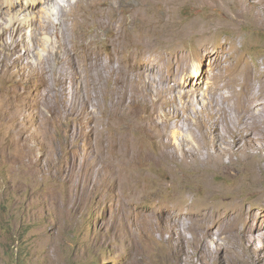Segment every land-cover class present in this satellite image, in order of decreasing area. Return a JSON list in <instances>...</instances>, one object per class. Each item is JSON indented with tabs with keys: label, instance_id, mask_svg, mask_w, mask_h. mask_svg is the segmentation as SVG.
Segmentation results:
<instances>
[{
	"label": "rangeland",
	"instance_id": "1",
	"mask_svg": "<svg viewBox=\"0 0 264 264\" xmlns=\"http://www.w3.org/2000/svg\"><path fill=\"white\" fill-rule=\"evenodd\" d=\"M77 1L81 10L83 1L95 3L72 0ZM189 1L175 10L174 0H163L162 5L156 0H117V25L122 33L133 32L130 39L136 43L127 47L123 37L116 38L113 58L109 28L95 36L96 27L80 26L84 19L74 25L73 12L61 18L54 15V8L49 33L44 34L39 33L37 22H30L33 12L3 16L6 21L0 33L11 27L18 35L11 42L6 33L7 52L0 45V264H202L196 245L187 243L191 238L193 243L206 244L208 264H264L263 128H254L252 133L260 147L247 150L253 167L238 177L235 168L207 179L162 163L167 141L178 144L187 133L189 139L191 130L200 134L185 117L175 122L171 111L177 105L195 96L188 110L195 123L205 108L200 94L207 84L226 83L237 94L242 90L237 82L245 72L264 75V19H248L243 25L235 24L237 28L214 24V17H206L209 12L202 7L203 0ZM255 1L236 3L233 10L249 14L255 5H264V0ZM25 18L28 25L20 27ZM196 18L207 26L202 29L200 46L206 45L209 56L178 38ZM166 21L170 27L177 25L169 44L163 42ZM60 23L67 30L57 37ZM14 49L19 53L12 55ZM26 50L29 64L15 59ZM72 50L81 51L87 63L100 69L97 86L78 85L71 65L59 62L60 53ZM66 71L74 80L67 86L57 82ZM250 82L255 92L262 84L264 101V79ZM174 84L179 85L178 91L172 89ZM195 88L202 89L199 95L198 89L189 97L184 95ZM229 93L226 87L218 96ZM168 99L174 104H164ZM235 100L231 97V104ZM81 102L85 107L75 106ZM174 123L186 127L181 136ZM193 139L196 146L195 135ZM206 156L203 150L201 158ZM175 185H183L185 191H175ZM208 200L234 201L238 207L228 212L223 205L214 212ZM240 210L250 219L243 220ZM204 212L210 213L206 233L185 231L169 220L176 217L185 222ZM214 219L233 226L231 233L228 230L220 236Z\"/></svg>",
	"mask_w": 264,
	"mask_h": 264
},
{
	"label": "bare ground",
	"instance_id": "2",
	"mask_svg": "<svg viewBox=\"0 0 264 264\" xmlns=\"http://www.w3.org/2000/svg\"><path fill=\"white\" fill-rule=\"evenodd\" d=\"M92 1H95V3L94 4L93 3H84V1H83V4H81L83 10H81V8L79 7V1H77L76 3H73L72 0H0V10H2V7L4 6V4L6 5V7L3 8V11H1V13H0V28L2 26H4L3 23H4V21H6L3 18V16L12 15V14L15 15L16 13H22V12L28 11L29 13H31V12L34 13V18L30 19V22L31 23L37 22V25L39 28V33L40 34H44L45 32L49 33L48 30H49L50 26L52 25L51 24V22H52V20H51L52 16L51 15L54 13V8H55L56 13L54 15H56L58 17L61 16V18L63 16H66L67 13H69V15H70V13L73 12L74 13V20H72V22L74 23V25H75V23H78L79 21L84 19V22L80 23V26H82L85 29L88 28V25L92 26L93 29H94V27H96L94 30L95 36L99 37L98 33L103 28L108 27L109 33L111 34V37H109V42H108L110 47H111V53H110L111 57H112L113 52L115 51V39L116 38L123 37L124 43L127 45V47L133 46L136 43L135 40L130 39L131 34H133V32L131 33L128 29L124 33H122L120 31L118 25H117V18L115 17V12H116L115 4H116L117 0H92ZM174 1L175 2H173V5L176 6L175 10L187 2L190 3L189 0H174ZM243 1H245V0H225L224 2L221 0H203L202 7L206 8L209 12L208 16H206V17H210V18L214 17V24H218V23L226 24L227 23V24L237 28V25H235V24L241 23L243 25L245 23V21L248 19L249 20L254 19V18H257L258 20L264 19V5H260L259 3H258L259 5L254 6L253 10H252V8H250V12H251V10H252V12L249 14H248V12L244 13L245 11L243 12L242 9H239V8L237 10H233L234 4H236V3L239 4ZM256 1H259V0H256ZM156 2L160 3L162 5L163 0L160 2H159V0L158 1L156 0ZM156 2H154V4H157ZM46 5L49 6V8H50V6H53V7H51V9H49V8L45 9L44 7ZM102 6L104 8H102ZM242 6L244 7V5H242ZM38 7H40V9H37ZM140 7H138V9H140ZM156 7H158V5ZM66 10H68V12ZM166 11L169 12L170 9L166 8ZM144 12H142V13H144ZM152 12H156V11H152ZM128 13H130V12H128ZM142 13H140V14H142ZM154 14H156V13H154ZM146 16H148V14ZM30 17H32L31 14H30ZM197 18H199V17L197 16ZM197 18L192 20L190 23L187 22L188 24L186 25L187 27L185 28L184 35L181 37V34H179L178 38L181 39V41L184 43H187V42L193 43L194 46L198 47L199 53L203 54V53L207 52V50L205 49L206 45L200 46V43H201L200 37H202L204 35V32L202 29L207 28V26L204 23V21L201 22ZM200 18H201V15H200ZM9 19H7V20H9ZM124 20H126V18H124ZM211 22L212 21H210V19H209L210 24H212ZM8 23H9V21H8ZM28 23H29V20L25 18V19H22V21H20L19 26L24 27L25 25H28ZM132 24H133V22H132ZM135 24H137V23H135ZM76 25H78V24H76ZM125 25H124V27H125ZM6 26H8V25H6ZM163 26L167 30V36L169 35L168 37L166 36V38L164 39L163 42H165L166 44H169L171 41V35L173 32L172 28L174 29V27H175V29H176L177 25L170 27L169 22L166 21V24H163ZM59 27H61L62 31L57 29V31L55 32V35L57 37L59 35H65V32L67 30L66 24L62 25L60 23ZM168 27H170V29ZM259 27H260V25H259ZM54 28H56V27H54ZM145 29H146V25L143 28V31ZM105 30H106V28H105ZM17 32L15 31V29H13L11 27L4 28L3 30H1L0 45L2 43L4 44V45H2L3 48L5 49L4 51L7 52L8 51L7 48H10L9 45H6V43H4V38L6 36V33L10 34L9 37L11 38V42H13L16 38V35H18ZM51 32H52V30H51ZM92 32H93V30H92ZM178 32H180V31H178ZM17 40H19V38ZM100 42H102V41H100ZM141 44H143V43H141ZM180 44H183V43H180ZM172 45H174V44H172ZM18 48H20V47L18 46ZM100 52H101V50H100ZM109 52H110V49H109ZM16 53H19V52H17V49H14V51L12 52V55H14ZM176 53L179 54V56H178L179 58H181V59L183 58V55L180 52H176ZM206 54H207L206 56H209L210 52L208 51ZM95 55H97V54L95 53ZM82 56L83 55L81 54V51L77 52L75 50H72L71 53L65 52L64 55H62L61 53L59 54V57H58L59 62L60 63L65 62L66 64L68 62L71 65L72 73L75 77L74 80H76V81H74L73 79L66 76L67 75V71H66L65 74L63 75V78L61 77V78L57 79V82L59 84L66 85V84H69V82L74 81L78 85L85 84V85L90 86V87L97 86V83H98L97 77L99 75V74H97V71H99L100 69L95 70L94 69L95 67H93L91 64L87 63L86 58L83 59ZM15 59L20 60V63L23 62V64H29V63H31L30 62V52L26 50V52L24 54H18L15 57ZM109 59H111V58H109ZM109 59H108V61H109L108 63H109V65H112V64H110ZM174 59H176V58H174ZM8 61H10V60H8ZM175 61H174V63H175ZM93 62H94V60H93ZM171 64H173V63H171ZM94 65H95V63H94ZM0 66H1V64H0ZM31 67H32V65H31ZM60 67H61V65H60ZM134 67H136V66H134ZM2 70H3V68L0 67V73L2 72ZM61 70H62V68H61ZM130 70H128V73ZM194 74H195V76H199V78L201 77L197 70ZM113 75H115V74H113ZM142 76H144V75H142ZM171 78L173 79V77H171ZM252 79L258 80L260 83H262V81L264 79V75L258 74L257 72H250V71L245 72L243 80L240 82H237V84H239L242 87V90L237 94H236L235 90L231 86L227 85L226 83L221 84V85H217L213 81L211 83L207 84L206 89L203 90V92H201L202 94L199 93V91L202 89L197 88L198 89L197 94L198 95L200 94V97L202 95L204 98V102L202 100L201 101L203 102V107H205V108L202 109L200 116L195 117V123L192 121V117L190 115L191 113L189 112L190 111L189 109L192 108V107H190L189 102H190V100L195 102L193 100L195 98V96L189 97L188 94L193 95L197 89L195 88V89H189V90L185 91L184 95L188 96L190 98V100L185 99L186 101L184 100L182 102V105H177L178 109L176 111H173V112L171 111L172 116L176 120L175 121L176 123H178V120L180 118L182 119V117H183V119H184V117H185L188 120V122H190L192 125H194L200 131V134H197L198 132H196V134H195L194 131L191 130V134L189 132V134H190L189 139H188L189 136L187 137V135H188V133H187V135H185V137L187 139L184 137H182V138L179 137V138H181V140L179 141L178 144L167 141L163 145V148H162L163 152L166 155L165 158L162 160V163L163 164H173L175 167L180 168L179 171L194 172L195 174L202 176V177H205L207 179H210V178L217 176L221 173L226 174V172L229 171L228 170L229 168H232V170L235 168L236 169V170H234L235 175H237V177H238V176L246 173L248 167H253L252 162L250 160L251 156L248 154L247 150L248 149H258L260 147L259 143H257L258 140H256V142L253 140L254 138H252V137L254 136V134H252V133L255 132L254 128L259 129V130L261 128H263V130H264V116L262 118V115L264 114V101L261 100V98H260L261 90H262V84H260L258 91L255 92V88L252 85V83L250 82ZM57 82L54 81V83L56 85L58 84ZM174 85L175 86H173L172 89L175 91H178L177 88L179 87V85L178 84H174ZM226 87L230 88V93L228 95L224 94L222 96H218V94L221 93L222 90H224ZM175 94L177 95V93H175ZM146 95H148V94H146ZM231 97L236 98L234 104H231V102H230ZM173 101L174 100L168 99V100H166V102L164 104H168V105L174 104V103H172ZM258 101H260L259 104L257 103ZM85 105H86L85 102H83V103L81 102L79 105L75 104V106H80V107H85ZM254 106H257V108L254 109ZM229 114H231L230 119L231 118L233 119L231 121H229L227 118V115H229ZM193 117H194V115H193ZM139 119H141V118H139ZM145 122L146 121H144V123ZM164 123H167V122H164ZM155 125H154V127H155ZM170 125H171V123H170ZM181 125H183V124L181 123ZM175 126L177 127L175 129L176 134H179V136H181L182 135L181 134L182 129H185L186 127L181 128L180 125H178V124H175ZM175 126H173V127H175ZM188 126H189V124H188ZM191 128H192V126H191ZM186 131H188V130H186ZM194 135H195V139H196V143H197L196 146H195V140L193 139ZM255 138H256V136H255ZM199 149H201L202 152H203V150L206 151L207 156L205 159L201 158L202 152H199ZM233 156H236L237 159L236 160H229V162L225 161L226 158L230 159V158H233ZM226 170H228V171H226ZM181 182H184V181H181ZM185 183H186V181H185ZM174 190L175 191H178V190L185 191V187L183 185H181V186L175 185ZM207 202L212 203L211 208L213 209L214 212L216 210L222 208L223 205L228 206V208H227L228 212L237 210V207H238L234 201L230 202V203H224L223 201H219V200H213V201L208 200ZM229 207H231V209ZM240 214H241V218L243 217L242 218L243 220L244 219L245 220L250 219V217L247 218V215H249V214H247V212H245L244 210L243 211L240 210ZM209 217H210V213L204 212L202 214H199L196 217H189L188 219L185 220V222L184 221L181 222L176 217H173L169 220L173 223V225H179L185 231L186 230L187 231H193L194 233L201 234L199 232L206 233L209 229L210 222H209V220H206ZM213 224L217 225V232L220 234V236H222L221 233H223V232L225 233L228 230L230 232L231 229L234 228L233 226H231L227 223H223L221 221V219H214ZM250 230H251V228L249 229V232H250ZM193 232H191V233H193ZM226 233H225V235H226ZM191 239H189L190 241H188L187 243L196 245V253L199 257V260L201 261L202 264H208L207 263L208 262V255H206L207 251L205 253L206 249H204L205 248L204 245H206V244H203V242L201 240L193 243V242H191ZM181 242H183L181 245H184L185 239L181 238Z\"/></svg>",
	"mask_w": 264,
	"mask_h": 264
}]
</instances>
